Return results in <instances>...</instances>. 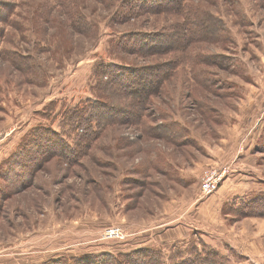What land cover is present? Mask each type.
<instances>
[{"label":"rangeland","instance_id":"374dc122","mask_svg":"<svg viewBox=\"0 0 264 264\" xmlns=\"http://www.w3.org/2000/svg\"><path fill=\"white\" fill-rule=\"evenodd\" d=\"M146 40L166 47L131 52ZM113 64L172 73L154 76L139 106L104 90ZM98 97L127 108L111 115L142 118L105 128L74 161L15 164L0 262L203 264L212 253L264 264V0H0L1 155L25 141L31 154L62 153L29 141L40 128L76 150ZM222 165L220 185L201 192V175ZM112 226L123 235L105 237Z\"/></svg>","mask_w":264,"mask_h":264},{"label":"trees","instance_id":"16d2710c","mask_svg":"<svg viewBox=\"0 0 264 264\" xmlns=\"http://www.w3.org/2000/svg\"><path fill=\"white\" fill-rule=\"evenodd\" d=\"M123 14V13H122ZM134 36H138L134 35ZM141 36V35H140ZM152 38V37H150ZM157 39V37H154L152 39ZM148 41L147 47H141V46H136L134 45L132 48L133 51L131 52H143L144 54H151V52H160V50L164 47L165 45H162L161 47L159 46L160 44H157L154 41ZM121 47H123L122 44H119ZM18 69V67H17ZM161 68H156L155 66H143V67H138V68H132V67H127L124 65L120 64H113L111 68L105 69L101 71V73L105 74L107 73L109 78L108 81L104 82V90H111L116 91V92H121L124 95L131 97L133 100V103L139 104V106L145 102L147 103L148 96H151L152 94V89L154 86L152 85V78L156 75L159 76L156 79V83L162 84V82L170 76L172 72L170 67L164 68L161 72L160 75L158 74V70ZM20 70V69H18ZM21 71V70H20ZM164 76V77H163ZM163 77V80L162 78ZM152 80V81H151ZM144 87V88H143ZM119 88H122L123 90H119ZM115 89V90H114ZM142 89V91H140ZM139 91V92H138ZM101 96V95H100ZM116 110H120L121 113L127 112V108H123L119 104L113 103L106 101L102 99L101 97H98V99L93 102V104H89L83 107V113H88V116L85 118H82L79 121V124H82L84 126V133L81 135H77L76 143L74 144L76 147V150L70 149L68 145L64 143V141L61 139V137L56 136V132L54 130H44L42 133V129H37L36 132L31 135L32 139L31 141L34 145H37L38 140H40L39 136L43 137V142L44 145L48 146L50 145L51 141H53V144H58L62 150V153L57 152V149H54L50 151L47 154V151L44 149L41 151L40 148H36L33 150V153L31 154L30 148L27 146L26 141L23 143V146L21 145L20 149H15V151L12 153L8 160V167L5 168H0V179L3 182H0V199H5L8 195L12 194L13 191L22 184V182L19 183L15 188H6L7 185H10L11 182L15 181V178L20 177L22 174L21 169H17V167H20L22 165V162L24 161H29L32 159L34 160L39 159L37 162V167L39 168L46 159L51 158V157H59L61 159H64L65 161H74V159H70L72 156H80L82 154H87V152L91 149V145L94 141H96L99 136L101 135L102 131H104L105 128L119 124L123 121L126 120H131L129 119L130 117L134 118L133 116H125V117H118L111 115V113L117 112ZM77 113H79V110L76 109ZM138 118L134 120H138L142 118L141 115L137 116ZM132 121V120H131ZM148 128V127H147ZM159 128H157L155 131L152 133L155 136H162L169 141L173 142V140L169 137V135L165 133H159ZM52 135V136H51ZM51 140V141H50ZM27 141V142H29ZM18 146V145H17ZM17 148V147H16ZM78 153L77 155H74ZM61 154V155H60ZM70 157V158H69ZM79 157V158H80ZM13 162L12 167L11 166ZM20 162V165L17 166L15 165L16 163ZM1 166L4 164H0ZM7 165V164H6ZM24 180V179H23ZM139 257V256H137ZM99 258L101 260H96V262H88L87 264H109V261L112 259V255L108 253H104L103 255H100ZM56 262H59L61 264H70L69 262L63 261V258H58ZM122 260H119L118 263H111V264H123ZM203 264H220L217 259L216 255L209 253L203 258L202 261ZM72 264H81L79 259H76L74 263ZM86 264V263H83ZM134 264H140V262H135ZM188 264H194L191 260L188 262Z\"/></svg>","mask_w":264,"mask_h":264},{"label":"built area","instance_id":"2783aa9c","mask_svg":"<svg viewBox=\"0 0 264 264\" xmlns=\"http://www.w3.org/2000/svg\"><path fill=\"white\" fill-rule=\"evenodd\" d=\"M229 168L226 165H222L217 169L206 170L200 177V190L207 193L215 190L222 179L228 173ZM123 230L118 226L109 227L105 231V237L121 236Z\"/></svg>","mask_w":264,"mask_h":264},{"label":"crops","instance_id":"0c3cea01","mask_svg":"<svg viewBox=\"0 0 264 264\" xmlns=\"http://www.w3.org/2000/svg\"><path fill=\"white\" fill-rule=\"evenodd\" d=\"M6 140V138H3V139H0V153H1V151L4 149V147H3V142ZM2 143V144H1ZM8 146V148L6 147L5 148V152H4V154H10L11 153V151L12 152H14V149H13V147H11L12 145L10 144V145H7ZM4 154H0V158L4 155ZM0 182H3L1 179H0ZM14 182H11V184L10 185H7V187L6 188H13V186H14V184H13ZM220 185V184H219ZM8 186H10V187H8ZM2 200H4V199H2ZM175 228V227H174ZM33 253H37V252H33ZM29 254H30V252H29ZM30 259H28V260H26L25 262L26 263H24V262H22L21 261V259L19 258V259H17V260H13V261H9V262H6V263H2V262H0V263H2V264H28V261H29ZM30 264V263H29Z\"/></svg>","mask_w":264,"mask_h":264}]
</instances>
